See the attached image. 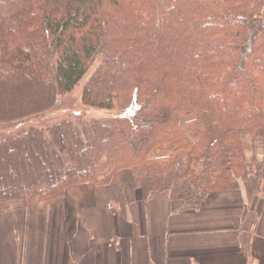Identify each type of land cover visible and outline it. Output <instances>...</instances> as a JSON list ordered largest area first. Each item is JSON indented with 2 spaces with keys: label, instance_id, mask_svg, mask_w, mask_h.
Here are the masks:
<instances>
[{
  "label": "trees",
  "instance_id": "1",
  "mask_svg": "<svg viewBox=\"0 0 264 264\" xmlns=\"http://www.w3.org/2000/svg\"><path fill=\"white\" fill-rule=\"evenodd\" d=\"M90 68L81 102L104 115L14 131L50 116ZM0 126V205L114 185L123 170L143 199L166 193L182 211L240 178L262 197L264 0H0ZM243 136L262 160H247Z\"/></svg>",
  "mask_w": 264,
  "mask_h": 264
},
{
  "label": "crops",
  "instance_id": "2",
  "mask_svg": "<svg viewBox=\"0 0 264 264\" xmlns=\"http://www.w3.org/2000/svg\"><path fill=\"white\" fill-rule=\"evenodd\" d=\"M241 140L247 160L261 155L259 140ZM202 162L191 158L188 172L199 176ZM125 171L116 185L69 187L73 205H0V264H264V196L243 179L237 190L182 211L166 193L143 199ZM87 194L94 202L80 205Z\"/></svg>",
  "mask_w": 264,
  "mask_h": 264
},
{
  "label": "rangeland",
  "instance_id": "3",
  "mask_svg": "<svg viewBox=\"0 0 264 264\" xmlns=\"http://www.w3.org/2000/svg\"><path fill=\"white\" fill-rule=\"evenodd\" d=\"M91 68H90V71H89V73H88V75H87L85 80H83L81 83H79V85L76 86L74 88V90L70 94L62 96L61 98H59V102H58L59 104H58L57 110L54 111L50 116L49 115L46 116V117L44 116L45 117V118L43 117L44 120L40 119L41 117L40 118L37 117L36 119L33 118L35 120H30L29 119L30 121H22V122L16 123L14 125V127H15L14 131H16L18 129L20 130L21 128H26L28 126H32L33 124L41 125L42 121L43 122L44 121L45 122L46 121H51V120L56 121V120L62 119L64 116H72V115H75V114H77V115H86V117L87 116L91 117V116H102V115H104L105 114L104 111L85 109L83 107V105H82V102H81V94H82L84 85L86 84V82H87V80L89 78V75H90V72H91ZM0 128H1V126H0ZM243 152H244V155H245L244 147H243ZM262 157H263V154L261 152L260 156H253L252 159L255 158V159H258L260 161V160H262ZM193 158H197V157H193ZM125 172H129V171H125ZM127 175L128 174H125L124 178H122V181L127 180L125 178ZM120 181H121V178H120ZM119 183L120 182H118L116 184H119ZM87 196L88 197L85 198V202L81 203L80 205H92V203L94 202L93 199H92L93 195L87 194ZM61 201H62L61 205H73L72 203L66 201V195L65 194H64L63 198H61V199H59L57 201H52V202L43 201V202H40V201H38V199H34L32 201V203L29 204V205H36L37 203L40 204V205H51V204H57V203H59ZM29 205H25V206L22 205V206L24 208H27Z\"/></svg>",
  "mask_w": 264,
  "mask_h": 264
}]
</instances>
